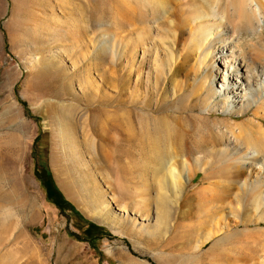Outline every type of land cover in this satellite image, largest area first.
Segmentation results:
<instances>
[{"label": "rangeland", "instance_id": "rangeland-1", "mask_svg": "<svg viewBox=\"0 0 264 264\" xmlns=\"http://www.w3.org/2000/svg\"><path fill=\"white\" fill-rule=\"evenodd\" d=\"M122 1L0 0V195L9 194L0 198V205L12 203L18 215L17 220L0 215V264H264V203L261 207L253 200V164L246 163L247 148L263 156L254 166L260 168L257 179L264 182L263 111L256 102L239 115L201 103L212 93L201 85V74L210 68L202 65L199 71L201 53H189L193 22L179 28L177 37L165 20L157 22L154 42L173 47L178 64L169 58L166 62V54L160 61L165 76L160 75L158 88L145 89L148 77L140 57L151 46L140 45L135 29L117 24L113 7ZM199 1L181 0L177 5L186 8ZM234 1L233 6L241 4ZM168 63L177 73L172 78L166 77ZM101 68L107 81L100 79ZM127 70L132 79L123 91L120 81ZM137 74L142 81L138 85ZM128 97L135 107L129 116L130 133L124 131L130 141L115 149L107 143L101 151L96 147L93 163L91 145L98 138L90 129L105 123L110 109H126ZM143 98L142 108L138 104ZM226 124L240 127L238 142H227ZM169 138L176 144H169ZM140 140L145 147H172L177 153L182 149L190 165L195 159L199 163L190 180L185 179L190 172L183 173L178 165L182 198L158 224L154 190L143 191L141 169L132 163L139 159ZM124 147L135 155L128 154L129 171L117 179L110 156ZM21 185L29 193L26 198ZM109 194L127 206V218L116 216L113 205V213L106 215L103 208V215L94 213L97 197ZM132 203L141 206L136 213L147 209V222L130 214L135 212ZM110 215L121 220V228L111 227ZM152 223L157 227L147 228ZM6 224H14L11 231ZM207 231L211 238L197 247Z\"/></svg>", "mask_w": 264, "mask_h": 264}, {"label": "bare ground", "instance_id": "bare-ground-1", "mask_svg": "<svg viewBox=\"0 0 264 264\" xmlns=\"http://www.w3.org/2000/svg\"><path fill=\"white\" fill-rule=\"evenodd\" d=\"M179 1L181 0H123L122 2H116L114 4L112 13L114 15V19L118 22L117 24L123 25V23H125L127 28L130 29V31H133V29H135L136 30L135 32L140 40V45L142 46L143 44L148 42L149 45L151 46L150 49L147 50L146 53H142V56L140 57V64L146 70L145 78L148 77V80L146 79L145 82H143L145 89L146 87L147 88L151 87L155 90L158 88L159 78L163 75V72L160 69V61L163 57H165L166 54L169 55L167 59H165L166 62H169L168 61L169 58L170 62L174 63L175 67L178 64L175 58L172 56L171 51L173 47L171 49L166 48L163 47L162 45L157 44L159 42H154L155 30L157 29V22L159 20H165L166 25H169L170 27L169 30H172L171 34L174 37L178 36L179 28L183 27L185 23L188 24L193 22L195 26L193 27L194 30L188 36V44L190 45L189 53L193 52L194 54L196 53V55L198 53H201V56L200 57L198 56L200 63H198L197 68L199 69V71L202 65H203L202 67H205V69L210 68L209 71L206 70L203 72V74H201V79H202L201 85L203 88H205V90H207V92L212 90V93H207V96H204L202 98L201 103L204 106L219 107L221 110H224L229 114L239 115L244 113V111L247 110V108L252 103L256 102L258 104L256 108H258L260 111H263L264 113V0H240L241 4L237 6H233V3L235 2L234 0H200L199 1L200 5L189 4L186 6V8L183 7L178 8L177 4ZM194 9L196 11H193ZM181 10L184 11L180 12ZM183 13L185 14L184 16ZM122 25H120L121 28L123 27ZM53 36L56 35L53 34ZM57 36H59V33L57 34ZM62 36L63 34L61 35V37ZM174 37L171 40L172 46L174 45V41H175ZM101 46L98 47L101 48ZM158 46L160 47L158 52L162 55L160 56V58L156 57ZM97 59H101V57ZM213 59L214 61H212ZM214 62H216L217 66L212 67V63L214 64ZM169 63L167 64L166 77L172 78L177 73L175 74V67H172L173 65L171 66V64ZM98 71L99 72L101 71L99 73L100 79H102L103 81H107L105 80L106 78L104 76L102 68L99 69ZM149 74L152 78V81H149ZM131 79H132L131 70H127L121 76L120 82H122V85L124 87L122 89L123 91L127 90L126 85H129L131 83ZM109 80L110 81H108V83L110 84L112 83V85L114 86L113 83L115 81L111 79ZM141 82H142L141 77H139L137 74L135 78V84L138 85ZM213 84H214V88H213ZM119 91H121V89L118 90V93ZM254 95L256 96L255 100L252 97ZM133 101L134 100L131 99L129 100L128 97V102L126 103L125 106L127 107L126 109H124L123 107L122 108L119 107L117 109L116 108L110 109L111 112L109 113V115L105 117L106 118L104 121L105 123L96 126V128L92 127L93 129H90L91 131L90 133L94 134L98 138V140L96 141V145H95V141L92 140V144L94 145L93 146L91 145L92 157L90 160H92V162L94 161L93 163H95V156L98 154V153L96 154V147L99 148L101 151L102 144L107 143L111 145L112 149H115L117 146H121L122 143L124 144L130 141L129 134H125L124 131L130 133L128 124H130L129 116L132 113V111L135 109V107L133 106L134 105ZM145 104H146L145 98L139 100L138 105L140 107L143 108ZM120 109L123 111H120ZM225 127H226L225 135L227 138V142L229 144L238 142V140L243 136V133L239 126L226 124ZM103 131H106V135H102ZM257 132L258 129H254L251 131V133L253 134ZM117 133L123 135L122 139H116V137L113 134H117ZM84 136L88 138L89 133L85 131ZM116 141H119L120 143L118 144V142ZM176 142L177 141L172 138H169L168 140L169 144H176ZM71 145H73L75 149V146H77L76 140L75 142H72ZM156 146L157 145L150 146V144H148V146L145 147V144L140 140L137 143L138 151L136 153L139 159L137 162L133 161L132 163L135 165H139L138 167H140L141 169L140 175L138 177L142 182V184H144L145 186L143 191L144 192L148 191L147 188L154 190V196H155L154 210L156 212L154 213L156 216L154 223L156 222L158 224L159 222L160 223L162 222L164 216H167V214L171 211V209H173L175 205H178L177 202L180 199V197L182 198L181 195L183 192L182 191L183 180L180 176V173L177 170L178 165L181 167V171L183 173H185V170L187 172H190V177L189 174L187 175V173L185 177L186 180H190L193 177V174L191 175V173H193L195 169H198L199 163L195 159L193 165H190L184 159L186 153H184L182 149L179 150L180 151L179 153H177L172 147L169 148L163 147L159 149ZM75 151L77 150H74V154H76ZM128 152H129L128 149L124 147V148H119V151L116 153H112L111 156L109 155L111 159H113L111 162L113 164L114 171L118 175L117 179H120L121 177L125 178L127 171H129V167H128L129 164L127 162L128 154L131 155L132 153H128ZM132 155H135V153H133ZM246 155H249V158L247 162L246 161L245 162L248 164H253L251 165V169L249 171L251 176L255 178V182H256V186L253 185L254 189H256V193L254 194L253 200L257 205H259L260 203L263 204L264 182H261L259 180L260 178L257 179L260 168L254 166V164L259 160L258 158L259 157L261 158L263 156L259 155L257 151L255 150L253 151L250 148H247ZM133 164L131 165L134 166ZM240 164L241 163H239V165ZM242 164L240 165L241 168L244 167V164L243 165ZM0 168H2L1 164H0ZM10 182L13 183V178L12 179L10 178ZM117 184L121 185L119 180L117 181ZM204 191H206V189ZM20 192L22 195L25 196V198L29 195L26 187L23 185H21ZM133 192L136 193L137 191H133ZM9 193L11 195L13 191ZM8 195L9 194L0 195V198H2V196L6 198ZM94 197L96 198V194ZM15 203L16 202H14L13 204ZM135 203H132L133 207L135 205L134 207L135 212H130V214L137 216V219L140 222H147L148 221L146 215L147 209L144 208L142 209V211H139V213H136L138 212L137 211L138 209H141V206ZM93 205H94L93 207L94 213H98L100 215H103L102 212L103 209L106 210V213L104 214L107 215V212L108 214H110L111 210L109 206L113 205V209L118 212L116 216L127 218V208H126L127 206L121 203L118 204V202H116L112 194L106 195L105 197L98 196L97 199L94 201ZM13 207L14 206H12V203L10 202L9 204L7 202L6 206L0 205V215L3 216V218L4 216H15L16 208L13 209ZM131 211H133V209H131ZM111 212L113 213V211ZM16 216L14 219L17 218ZM110 216L111 217L109 219V222L111 227L121 228L122 225L121 220L119 219L115 220L114 217H112V215ZM10 223L11 222L9 221L8 224ZM16 223L17 222H15V224ZM154 223H152V225H148L147 228H153V226H156ZM8 224H6L7 225L6 229L10 226V225L8 226ZM13 225L11 226L12 228ZM225 226L227 227V225ZM11 230L12 229H10V231ZM10 231L7 232L10 233ZM209 238H211V233L207 231L204 233L203 240L201 241L199 240L198 243L196 242L197 243L196 246L197 247L201 246L200 244L207 242ZM5 240L8 241L7 242L8 244L12 241V239H9V237L8 239ZM5 240L3 239V241L1 242H4Z\"/></svg>", "mask_w": 264, "mask_h": 264}]
</instances>
